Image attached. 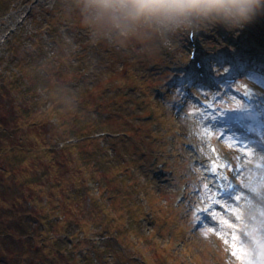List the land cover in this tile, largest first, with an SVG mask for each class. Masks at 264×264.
Segmentation results:
<instances>
[{
	"label": "rangeland",
	"instance_id": "1",
	"mask_svg": "<svg viewBox=\"0 0 264 264\" xmlns=\"http://www.w3.org/2000/svg\"><path fill=\"white\" fill-rule=\"evenodd\" d=\"M253 21L96 37L76 0H0V264H264V152L206 123L264 104Z\"/></svg>",
	"mask_w": 264,
	"mask_h": 264
},
{
	"label": "clouds",
	"instance_id": "2",
	"mask_svg": "<svg viewBox=\"0 0 264 264\" xmlns=\"http://www.w3.org/2000/svg\"><path fill=\"white\" fill-rule=\"evenodd\" d=\"M84 23L96 37L116 32L129 37L142 31L163 34L194 16H221L243 30L264 0H76ZM229 30V29H226ZM257 256L264 260V252Z\"/></svg>",
	"mask_w": 264,
	"mask_h": 264
},
{
	"label": "trees",
	"instance_id": "3",
	"mask_svg": "<svg viewBox=\"0 0 264 264\" xmlns=\"http://www.w3.org/2000/svg\"><path fill=\"white\" fill-rule=\"evenodd\" d=\"M4 154H5V152H4ZM11 154L13 155L14 160H15L17 163H20V162H21V161H19V160L16 158V156H17L18 153H16V152L13 150V152H12Z\"/></svg>",
	"mask_w": 264,
	"mask_h": 264
},
{
	"label": "bare ground",
	"instance_id": "4",
	"mask_svg": "<svg viewBox=\"0 0 264 264\" xmlns=\"http://www.w3.org/2000/svg\"><path fill=\"white\" fill-rule=\"evenodd\" d=\"M242 134V133H241ZM257 147V146H256Z\"/></svg>",
	"mask_w": 264,
	"mask_h": 264
}]
</instances>
